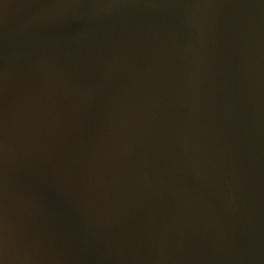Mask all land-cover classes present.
<instances>
[{"label":"water","instance_id":"95a60500","mask_svg":"<svg viewBox=\"0 0 264 264\" xmlns=\"http://www.w3.org/2000/svg\"><path fill=\"white\" fill-rule=\"evenodd\" d=\"M0 264H264V0H0Z\"/></svg>","mask_w":264,"mask_h":264}]
</instances>
